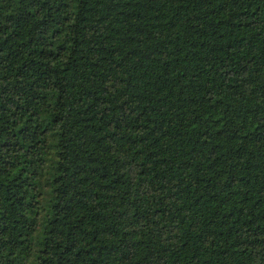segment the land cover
I'll return each instance as SVG.
<instances>
[{
  "label": "trees",
  "instance_id": "1",
  "mask_svg": "<svg viewBox=\"0 0 264 264\" xmlns=\"http://www.w3.org/2000/svg\"><path fill=\"white\" fill-rule=\"evenodd\" d=\"M0 264H264V0H0Z\"/></svg>",
  "mask_w": 264,
  "mask_h": 264
}]
</instances>
